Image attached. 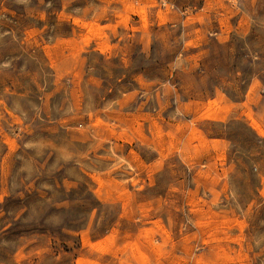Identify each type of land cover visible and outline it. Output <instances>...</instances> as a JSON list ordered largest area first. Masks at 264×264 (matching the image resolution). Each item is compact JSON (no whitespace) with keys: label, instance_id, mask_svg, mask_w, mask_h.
Instances as JSON below:
<instances>
[{"label":"rangeland","instance_id":"obj_1","mask_svg":"<svg viewBox=\"0 0 264 264\" xmlns=\"http://www.w3.org/2000/svg\"><path fill=\"white\" fill-rule=\"evenodd\" d=\"M0 264H264V0H0Z\"/></svg>","mask_w":264,"mask_h":264}]
</instances>
